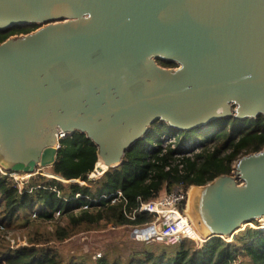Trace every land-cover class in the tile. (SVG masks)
Here are the masks:
<instances>
[{
    "label": "water",
    "instance_id": "obj_1",
    "mask_svg": "<svg viewBox=\"0 0 264 264\" xmlns=\"http://www.w3.org/2000/svg\"><path fill=\"white\" fill-rule=\"evenodd\" d=\"M24 25L37 28L0 42L5 170L37 174L76 131L96 146L102 174L155 121L185 131L264 117V0H0V31ZM193 187L205 240L231 239L264 216V147Z\"/></svg>",
    "mask_w": 264,
    "mask_h": 264
},
{
    "label": "trees",
    "instance_id": "obj_2",
    "mask_svg": "<svg viewBox=\"0 0 264 264\" xmlns=\"http://www.w3.org/2000/svg\"><path fill=\"white\" fill-rule=\"evenodd\" d=\"M36 28L24 25L0 31V42ZM171 134L175 143L164 145L163 137ZM263 147L262 115L217 119L185 131L155 121L125 152L120 165L92 179L89 175L98 161L94 143L78 131L60 138L55 162L22 180V189L18 181L0 173V264H264V227L248 225L230 241L212 237L201 247L186 238L172 245L154 238H131V253L126 256L116 251L111 238L99 255L66 252L60 246L80 232L148 227L154 215L137 211L140 201L177 185L188 191L231 174L237 159ZM11 236L25 238L26 244L13 248L7 238Z\"/></svg>",
    "mask_w": 264,
    "mask_h": 264
},
{
    "label": "built area",
    "instance_id": "obj_3",
    "mask_svg": "<svg viewBox=\"0 0 264 264\" xmlns=\"http://www.w3.org/2000/svg\"><path fill=\"white\" fill-rule=\"evenodd\" d=\"M164 138V145L167 143H175V135L171 134ZM187 147L190 148L189 144ZM190 152H187V155ZM169 167H166L168 169ZM0 173L5 176H10L14 180L18 181L20 189L23 188L22 180H26L33 174L16 173L3 169L0 166ZM117 194L121 196V192L117 191ZM104 198L108 196L103 195ZM188 191H185L181 186H175L169 192L160 194L158 197L150 199L149 201H140L137 207V211H146L153 213L154 221L151 225H156L160 222L163 223L161 231H156L153 236L154 239L161 240L165 238V242L168 244H175L181 239L186 238L194 241L197 247H201L205 238H202L195 230L191 217L187 211H184V207L188 202ZM134 218L133 215L129 216ZM152 238V239H153Z\"/></svg>",
    "mask_w": 264,
    "mask_h": 264
},
{
    "label": "rangeland",
    "instance_id": "obj_4",
    "mask_svg": "<svg viewBox=\"0 0 264 264\" xmlns=\"http://www.w3.org/2000/svg\"><path fill=\"white\" fill-rule=\"evenodd\" d=\"M40 26V25H39ZM174 68V67H173ZM99 165V163H97ZM101 165V164H100ZM100 170L104 171L106 167L104 165H101ZM96 167V166H95ZM40 172V171H39ZM38 172V173H39ZM43 174L47 176H52L49 173L42 172ZM102 174L97 172V169L95 168L94 171L89 175V178L97 179ZM78 181V180H77ZM80 184H82V181H78ZM89 184V183H88ZM194 188V187H191ZM190 188V189H191ZM188 190V194L189 191ZM188 203V202H187ZM187 203L184 207V211H188ZM189 214V213H188ZM191 217V214H189ZM192 219V218H190ZM194 228L195 225L193 221L191 220ZM248 226L250 227H264V221L256 220L252 221ZM242 227V226H241ZM112 226H109L108 229H112ZM196 232L204 238V235L199 233L197 229L195 228ZM10 245L15 248L20 245H25L26 240L23 237L16 236V237H7ZM111 238L115 244H113L116 251L124 256L131 253V229H117L112 232H107L105 230H100L97 232H80L72 236L71 238L64 241L60 246L61 248L66 252H78V253H86V254H92L93 252L96 253V255L102 254V248L105 247V242L108 241V239ZM232 239V238H231ZM229 237H225L224 240L230 241ZM195 243V242H194ZM196 244V243H195Z\"/></svg>",
    "mask_w": 264,
    "mask_h": 264
},
{
    "label": "bare ground",
    "instance_id": "obj_5",
    "mask_svg": "<svg viewBox=\"0 0 264 264\" xmlns=\"http://www.w3.org/2000/svg\"><path fill=\"white\" fill-rule=\"evenodd\" d=\"M98 163H99V166H101V165H100V162H98ZM101 167H102V166H101ZM105 170H107V167H106ZM105 170H104V171H105ZM195 189H196V188H191L190 191H189V197H188V203H187V207H188V211H189L188 213L191 214V218H192L191 220L193 221V223H194L195 228L197 229V231L205 236V232H202V231H201V227H200L199 223L197 222V219H196V217H195V215H194V208H193L194 203H193V198H194V195H195V193H196V190H195ZM259 220L264 221V216L261 217V218H259ZM244 225H245V224H243L242 226H244Z\"/></svg>",
    "mask_w": 264,
    "mask_h": 264
}]
</instances>
